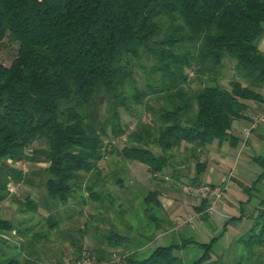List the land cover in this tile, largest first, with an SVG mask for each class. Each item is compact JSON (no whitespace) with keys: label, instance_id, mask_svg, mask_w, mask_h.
I'll return each mask as SVG.
<instances>
[{"label":"trees","instance_id":"obj_1","mask_svg":"<svg viewBox=\"0 0 264 264\" xmlns=\"http://www.w3.org/2000/svg\"><path fill=\"white\" fill-rule=\"evenodd\" d=\"M263 35L264 0H0V43L17 46L9 64L0 62V203L9 197L21 210L43 214L44 228L52 230L58 224L52 208L65 204L78 187L84 185L87 198L99 205L101 194L122 193L120 174L132 160L145 163L155 179L193 161L197 182L205 146L225 139L236 143L233 121L251 117V124L264 103ZM229 63L233 74L225 85L222 73ZM251 101L258 103L253 115ZM255 159L263 168L261 179L264 155ZM20 183L40 185L44 193L14 196L11 189ZM159 193L147 187L142 198L152 227L148 238L165 227ZM206 199L197 206L202 215L208 214ZM257 209L235 239L247 255L264 242V196ZM27 229L0 217V233L26 235ZM47 237L44 229L32 235L41 243ZM217 238H184L105 260L228 264L212 258ZM32 239L23 252L21 242L0 235V264H41ZM189 244L200 254L187 262L182 250ZM39 249L48 250L42 244Z\"/></svg>","mask_w":264,"mask_h":264},{"label":"rangeland","instance_id":"obj_2","mask_svg":"<svg viewBox=\"0 0 264 264\" xmlns=\"http://www.w3.org/2000/svg\"><path fill=\"white\" fill-rule=\"evenodd\" d=\"M262 37L264 38V36ZM16 48L17 46L15 43H10L6 40L0 43V62L5 65L9 64L12 58L15 56ZM231 66H232L231 63L225 65V68L222 73L221 81L225 85L228 84V80L229 78H231V75L233 74V69H231L232 68ZM141 75H142L141 71H138L137 77L140 80V87L143 86L142 85L143 83L141 84L142 82ZM123 114L125 117L124 112ZM120 143L121 142L119 141V144ZM260 155H264V147L261 150ZM106 158H111V157L106 156ZM110 161L111 160H109V162ZM131 162H132L131 168L129 169L128 167L127 169L125 166L124 169L123 167L122 169L124 171L123 173L121 172L120 174L124 179L126 188L122 189V193H117L112 190V192L110 193L101 194L100 197H101L102 205L97 204L96 202L98 200L95 198L93 199V201L92 198L91 199L87 198L88 192H86L87 189L84 187V185L78 187L77 193H75L74 196H71L65 204H59L58 207L57 205H55L52 208V213L54 212L53 217L58 220L56 229H52V230L45 229L44 225H42L44 217L41 216L40 213L33 212L31 210L30 211L21 210L22 205L9 197L8 199L3 200L0 203V207L5 205L0 209V213H3L5 216L11 218V221L13 222L21 221L23 222V224L30 222L29 225L31 226V228L37 230L44 229L47 231L48 240L46 242L44 241V239H42V243L41 240L33 242L34 248L40 252V254L38 255L41 257V264H55L56 259H61L64 262V264H73L75 259L79 257L83 252L89 253L97 260L107 259L110 256L111 252L113 251L119 255H122L125 252L123 251L119 252L112 249V247L109 246L108 243L105 241V239L108 240L111 236L110 233L111 231H109V228H114L115 231L121 230L123 231V233H129V234L134 233L133 231L130 230V228L129 229L127 228L130 226V222L131 224L137 225L144 223L143 220L147 219L145 214L142 212L144 206L142 198H143V194L145 193L146 187L153 188L156 182H159V184L162 183V181H160L159 179L157 178L155 179V177L154 178L151 177V173L150 171H148L147 165L145 163H142L137 160H132ZM111 163L114 162L111 161ZM27 166L30 169L31 167L33 168L34 166H36V163L30 165L27 164ZM131 173H134V176H136L137 179H141V180L144 179L142 180L143 182L142 184L146 186L142 185L140 182H136L135 180L128 178ZM179 174L180 172L176 171V175L178 176ZM157 176H159V174ZM33 178L34 181L38 182L39 176H33ZM108 179L110 181L109 184H111L112 177H108ZM184 183H186V181ZM227 184H228L227 186L224 185L223 187V195L227 199L231 200L232 202H235V201H239L238 200L239 198L242 199L245 196L246 198L248 197V194L247 193L245 194V192L243 193V191L240 189L236 181L231 180L228 181ZM15 185L17 186L16 188L17 191L16 193H14V196L16 195L19 198L25 197L27 195V192H31L30 194L35 198L39 197V195L41 196V194L44 193V189L40 187V185H36L37 188L36 187L31 188L27 186L25 187V185L22 183ZM177 186H178V192L180 191L181 193L184 194L182 205H183V209L186 210V212L181 214L182 217H179V219H184L186 222L189 219L195 218L197 212L191 209L192 203L195 202V199L189 196L202 197L205 194L204 193L203 195L194 194L192 192L185 191L183 189V184H180V186L174 184L173 187L175 188V190ZM258 186H259L260 196L262 198L264 196V190L262 189L261 184H259ZM29 188H31V190L33 191H29ZM159 188L161 189V186ZM246 198H244V200ZM49 207L50 206H48V209L50 210L51 207L50 208ZM229 208H230L229 205H224L223 208L219 207V209L216 208L213 212L208 213L209 216H211V218L215 220L212 227L210 225H209L210 227L207 226L206 221L204 220L198 224V226L201 227L202 230H206L205 232L208 235L206 237L208 239H210L212 236L215 235L219 236L223 232L226 226L227 227L225 228V231L227 234L225 235L226 236L231 235L232 227L229 225H233L234 222L229 223V225H226V223L229 222L230 220L229 219L225 220L226 217L223 215V213H226L225 212L226 209ZM257 210L258 209L256 208V210L252 213V215L257 214ZM40 211L44 212L45 210L43 211L42 208L40 209ZM236 213H238V209ZM252 215L250 217H252ZM122 223L127 226L121 227ZM78 226L81 228L82 231H83L82 227L86 229V237L84 235L85 233L82 232L80 229H78ZM3 232L11 236V239L10 240L8 239L9 241L13 239L14 243L24 242V248L23 246L21 248L23 252L27 251L28 247L26 245H27V240L29 238L24 237V236H28L27 234L19 235L14 233L13 231H2L1 233ZM87 237L89 239H94V240H91V242L90 241L83 242L84 239ZM91 243L93 245H91ZM164 243H169V239H166L164 241L159 239L155 241L152 245L154 247L157 244H164ZM41 244L48 248V250H46V252L43 253L45 255L41 254V251L39 249ZM219 245L220 244L217 241L214 246V252H212V258L218 257L221 261H225L228 264H255V263L259 264L258 262H256L255 257H259L261 261L264 260V242L261 243L260 245H254V251L250 255H247L246 252H244L242 244L240 243H235V244L230 243V245H228L227 247H219ZM79 248L81 249L79 250ZM108 248H110L111 252L107 251ZM7 249L15 250L17 248L11 246L10 248L7 247ZM150 249L151 247H148L147 250L145 249L144 252L147 253L149 252ZM53 254L55 255L54 259L51 258ZM199 254H200L199 248L197 247V245H193V251L187 253V250L185 249L183 258L185 261L189 262L194 258H196ZM96 255H101L102 257ZM46 258L50 260H45Z\"/></svg>","mask_w":264,"mask_h":264},{"label":"crops","instance_id":"obj_3","mask_svg":"<svg viewBox=\"0 0 264 264\" xmlns=\"http://www.w3.org/2000/svg\"><path fill=\"white\" fill-rule=\"evenodd\" d=\"M264 36V35H263ZM259 47L264 50V38L261 37L259 40ZM251 112L250 114L253 115L258 108V103L255 101L250 102ZM251 118V117H250ZM250 118H241L236 119L232 123L231 134L238 138L236 143L230 142L229 140H222V141H213L205 146L204 154L199 156V160L204 162V166L200 168V172L197 176V182H206L209 184H222L228 185V181L234 180L238 183L240 189L248 194V197L244 200V198H239V201L232 202L231 200L227 199L224 195L218 205L219 207L223 208L224 205H229V209H226V213L223 215L226 217L225 220L229 219L230 221L226 223H233L231 226L232 233L229 236L225 234V227L223 232L218 236L215 242H219V247H227L230 243L235 244V239L239 237L241 233H243L251 224L252 218L250 217L252 213L258 208L260 202V191H259V184L262 185V189L264 190V177L259 179V174L262 171V167L257 163L255 157L260 155L261 150L264 147V121L256 124L255 126H250ZM131 161L127 162V167L131 168ZM176 171H181L180 174L176 177V171H174V175L169 170L164 171V175L159 177V180L162 183L156 182L154 187L160 190L157 198L160 201L163 212L161 214L162 221L161 223L165 225L163 228H158L154 231L151 238L150 236L152 227L147 225V220H143L144 223L141 224H131L127 227L130 228L131 231L134 233H123L121 230L115 231L114 228H109L111 231V236L105 241L108 243L112 249L116 251H123V252H130L134 249L139 251H145L148 247H153V243L159 239L166 240L169 239V242L174 241H182L184 238L194 239L197 241H208L209 239L206 237L208 236L205 232L206 230H202L201 227L198 226L203 220L206 221L207 226H213L214 219L207 215H198L197 206L200 205L201 201L208 195L207 193L202 197H193L195 202L192 203L191 209L196 212V217L189 219L185 222L184 219H179L182 217L181 214L186 212L183 209V193L180 191L178 192V186L175 190L173 187L175 185L183 184L185 181L192 182L194 175H195V162L191 161L187 166L183 164L176 166ZM182 169V170H181ZM178 173V172H177ZM148 177V176H147ZM130 179L135 180L136 182L143 183L142 180L144 179H137L134 176V173L129 175ZM173 183V184H172ZM252 184L255 185L254 188H251V192H248L246 186H251ZM144 185V184H142ZM146 186V185H144ZM161 186V189L159 188ZM166 187V188H164ZM147 188V187H146ZM225 189V188H224ZM203 195V193H198ZM252 194V195H251ZM179 195V196H178ZM3 205V204H2ZM3 205L2 207H4ZM0 207V209L2 208ZM238 209V213L237 212ZM42 212V211H41ZM43 213V212H42ZM46 213V212H45ZM221 214V213H220ZM222 215V214H221ZM43 216V214H41ZM235 216V218H233ZM0 217L6 218L3 213H0ZM165 217V218H164ZM9 218V217H7ZM11 219V218H9ZM166 220V221H163ZM18 222V221H17ZM14 222V223H17ZM30 222L23 224L24 227H27V235L24 236L25 238L32 239V235L37 229L31 228L29 225ZM36 225V224H35ZM43 225V223H42ZM127 225L121 224V227H126ZM209 226V227H210ZM228 226V227H229ZM83 231L78 226L83 234L86 237V229L84 227ZM211 230V229H210ZM146 235H144V234ZM113 236V237H112ZM124 236V237H123ZM24 238V239H25ZM111 238H114L111 240ZM33 240V239H32ZM94 239H89L88 237L84 239L85 241H90ZM24 241V240H22ZM37 241V240H33ZM29 242H27V247L29 246ZM91 245H93L91 243ZM90 245V246H91ZM159 245V244H157ZM193 245L189 244L186 246L187 253L193 251ZM24 247V242H21V247ZM115 246V247H113ZM131 246V247H130ZM156 246V245H155ZM20 247V246H19ZM218 247V246H217ZM31 248V247H28ZM34 248V244H33ZM133 248V249H132ZM185 249H183V254ZM107 251H111L110 248ZM182 253V252H181Z\"/></svg>","mask_w":264,"mask_h":264},{"label":"built area","instance_id":"obj_4","mask_svg":"<svg viewBox=\"0 0 264 264\" xmlns=\"http://www.w3.org/2000/svg\"><path fill=\"white\" fill-rule=\"evenodd\" d=\"M264 121V103L261 105V108L254 114L251 120L250 126H255L256 124ZM17 186L14 185L11 189L12 192H16ZM183 189L188 192H192L194 194L198 193H204L208 194L206 199V205L204 208V212L210 213L213 212L220 203L222 197H223V186L222 184H209L206 182H186L183 183ZM202 212H198V215H200ZM13 231V230H12ZM14 232V231H13ZM0 235L6 239H11V236H9L6 233H0ZM13 240V239H12ZM122 255L117 254L116 252H112L110 256V262L111 261H117L121 258ZM107 261L105 259L103 260H97L95 257L91 256L87 252H83L79 257L75 259L73 264H106Z\"/></svg>","mask_w":264,"mask_h":264}]
</instances>
